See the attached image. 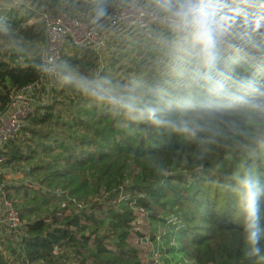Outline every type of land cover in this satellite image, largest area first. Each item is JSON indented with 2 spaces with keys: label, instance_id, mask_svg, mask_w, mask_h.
<instances>
[{
  "label": "trees",
  "instance_id": "obj_1",
  "mask_svg": "<svg viewBox=\"0 0 264 264\" xmlns=\"http://www.w3.org/2000/svg\"><path fill=\"white\" fill-rule=\"evenodd\" d=\"M244 1H251L259 10L248 12ZM25 2L27 7L20 5L23 13L4 10L0 3V59L4 57L3 48L13 54L7 64L0 62V110L15 92L34 84L42 73L40 50L45 30L38 11L56 13L63 5L66 13L92 26L132 4L159 14L158 6L171 0H161L160 4L158 0ZM217 2L229 5L228 25L259 43L252 46L258 50L255 53L247 51L250 47L235 44L217 46L218 71L212 73L215 83L200 76L182 34L169 28L118 31L110 42L114 39V47L125 49L130 37L143 38L152 48L150 51L171 43L177 58L168 63L169 57L163 56L162 63L167 65L156 72L145 71L154 65L151 60H137L126 67L115 61L113 53L98 74L94 55L65 43L57 65L72 68L76 75L88 80H102L146 94L156 107L172 102L173 118L178 121L160 125L131 119L93 99L91 110L66 113V122L55 115L54 108H71L73 99L34 111L21 128L20 138L5 147L2 166L33 162L39 153H49L43 182L59 185L75 200L68 199L59 210L54 207L48 211V200L57 201L52 195L24 194L21 199L25 204L17 206L6 189L21 220L26 218L22 247L30 264H53L57 253L67 249L75 251L80 264H137L127 259L129 250L124 242L136 218L134 210L139 209L150 220L161 221L158 213L172 216L164 222L174 226L172 235L176 238L199 248L196 257L208 256L214 264H264V40L260 39L264 31V0ZM131 50L138 59L149 57ZM127 80L130 82L126 86ZM59 90L54 95L58 91L63 96L69 93L85 97L69 84L61 83ZM50 126L68 131L55 133ZM166 169H183L186 175H172L171 181H161L159 177ZM32 170L38 169L28 167L26 172ZM127 178L135 183L124 187L126 198L119 200L115 194ZM250 191L256 194L255 216ZM95 195H103L104 201H93ZM108 200L113 204L107 205ZM86 204L89 209H85ZM102 231L105 237L97 238ZM253 231L258 239L252 237ZM104 240H116L115 250L104 249ZM0 264H5L1 258Z\"/></svg>",
  "mask_w": 264,
  "mask_h": 264
},
{
  "label": "rangeland",
  "instance_id": "obj_2",
  "mask_svg": "<svg viewBox=\"0 0 264 264\" xmlns=\"http://www.w3.org/2000/svg\"><path fill=\"white\" fill-rule=\"evenodd\" d=\"M147 2L148 0H145V3ZM0 3H1L2 8H4V10L12 9V10H15L21 13H23V11H21L22 7H20V5L24 3L25 7L28 6L25 0H6V2L0 1ZM157 3L160 4L161 0H158ZM243 4L246 7L248 12L251 10L252 11L259 10L257 7H254L255 4L251 3V1L250 2L244 1ZM158 7H159L158 11L160 15H167L162 10V6H158ZM228 21H229L228 18H226L224 21V25H223L224 26V38L221 40L218 46H223L227 44H235L238 46L247 47V49L248 47H250V50L249 49L247 50L249 53H255L254 51H258L252 47L253 45L259 43L258 40L254 41L251 38H247L241 33L236 32L235 29H233L230 25H228ZM167 26H171V24L168 23ZM168 28L172 31L178 32L174 30L172 27H168ZM260 39L264 40V31L261 32ZM113 41L109 45L110 54L114 53L116 56L115 61L126 67H129L130 63H134V62L137 63V60L140 63L148 62L149 60H151L154 65L151 67H148L145 71L150 72L153 70L154 72H156L159 69L167 65V63L165 64L162 63L163 56L169 57L167 61L168 63L172 62L173 59L177 58L175 56L176 52L172 49L173 45L170 46L171 43L169 42H166L165 47L160 45V47L156 48L155 51H150L152 50V48H150V46L145 42L146 39H143V38L135 39V38L130 37L129 45L125 49L120 48L118 46L114 47ZM155 46L156 45H154L153 47ZM175 48L178 51H181L182 49V47H175ZM131 49L136 50L135 52L139 51L140 54H149V57L143 60L138 59L134 57V53L132 52ZM263 49H264V46H263ZM164 51H166L167 54H163ZM1 52L4 53V57L0 59V62L4 61V63L7 64V62L9 61V57H11L13 54L11 53L10 50L6 48L1 49ZM21 61L22 60L20 59L18 61V64H21ZM143 67H146V66H143ZM121 74L122 72L117 73V75H121ZM129 82L130 80H127L124 83L127 86ZM57 92L55 95L52 94L51 96L52 102H50V105L54 104L56 101L64 102L68 98L73 99L74 105L71 108H68L67 106L65 107L56 106L54 108L55 115L59 114L60 117L63 119V121L65 122L68 121L69 115H66V113L75 115L76 111H84L87 109L91 110V107H90L91 99L90 98L86 96L79 97V96L71 95L69 93H66L67 95L63 96L61 94L59 95L58 94L59 92L58 93ZM46 107H49V105ZM83 119H87V118H83ZM45 129L46 128H44L43 130ZM50 129L54 130L55 133H60V132L63 133V132L68 131L66 128H61L60 126H50ZM78 133L80 134V132ZM17 137L20 138V133L16 136V138ZM17 143H19V141H17ZM24 147L25 145L24 146L20 145V148L23 149ZM47 156L50 158L49 153H39V156L36 157L33 160V162L31 161L28 163H20V164H14L10 166H2L3 175L1 177V180L3 182V185H5V190L7 189V192L9 193L11 200L15 201L17 203V206L24 203V201L21 199L22 195L27 194L28 196H31L33 195L34 192L35 193L40 192L46 195V197L52 195L54 199L57 200L55 203L52 202L53 199L48 200V205L46 207L48 211L52 210L54 207H57L59 210L60 207L65 206V202H67L68 199L69 200L71 199V202H72V199L75 200L74 198H71L70 195H68L67 190L62 189V187H60L59 185L52 183L50 186H48L47 184L43 182V179H46V175H47V171L43 170L46 168L45 165L47 162ZM39 159H42V162L39 163ZM28 167L32 169H38V170H32L33 172L27 173L26 170L28 169ZM172 175H183L184 176L186 175V172L183 169H176V170L166 169L161 173L159 179L161 181L168 182V181H171L169 177H171ZM134 183L135 181L132 178L125 179L121 187H119V192L121 191L120 188L122 189L121 193H119L118 190L116 189L117 193L115 194L116 195L115 198H119V200L125 199L126 195H125V191L123 190L125 189L124 187L130 188L133 186ZM17 190H18V193H17ZM47 199H50V198H47ZM93 199H94L93 201L95 202L104 201L103 195L102 196L95 195ZM106 204L107 205L113 204V201L108 200ZM32 205L36 209L39 208V205H36V204H32ZM85 209H89L88 204H86ZM40 211L43 212L44 208L41 207ZM87 211L88 210H86V212ZM134 214L136 215L135 221L130 230V235L127 237V239L124 242V245L129 250V254H128L129 257H127V259L130 258L137 264H214L208 260V256L201 255L200 257H196V254L199 252V248H192V245L172 235L174 231L172 227L174 226L170 224L167 225L164 222L166 218L172 219L173 218L172 216L167 215V217H165L163 213L161 214L158 213V216L161 219V221L160 220L157 221V220H150L149 217L143 211L139 212L137 210H134ZM25 219L26 218L22 219L24 226L26 223ZM102 233L103 231L99 232L97 238L105 237L104 236L105 234H102ZM117 244L118 243L116 240L115 242H111V240H106V241L104 240V249L114 251L115 245ZM206 245H207L206 247H208V242L206 243ZM79 261H80V257L75 253V251L73 250L68 251L67 249L65 252L64 250H61V252L57 253V258L53 264H80ZM85 264H89V263L86 262Z\"/></svg>",
  "mask_w": 264,
  "mask_h": 264
},
{
  "label": "built area",
  "instance_id": "obj_3",
  "mask_svg": "<svg viewBox=\"0 0 264 264\" xmlns=\"http://www.w3.org/2000/svg\"><path fill=\"white\" fill-rule=\"evenodd\" d=\"M37 14L45 30L40 50L42 73L34 84L15 92L0 110V258L5 264H30L22 247L25 226L18 209L7 197L1 177L5 147L16 138L34 111L50 105L53 92L59 90L60 81L44 69L53 62L57 64L65 43L69 42L78 50L94 55L98 73L110 57L109 45L116 32L136 29L152 32L171 27L167 26L170 23L167 15H157L147 7L134 4L117 9L108 19L92 26L66 13L63 5L56 13L38 11Z\"/></svg>",
  "mask_w": 264,
  "mask_h": 264
},
{
  "label": "clouds",
  "instance_id": "obj_4",
  "mask_svg": "<svg viewBox=\"0 0 264 264\" xmlns=\"http://www.w3.org/2000/svg\"><path fill=\"white\" fill-rule=\"evenodd\" d=\"M228 7L217 0H171L162 5L171 27L182 34L200 76L209 83H215L212 73L218 71L216 50L224 38V21L231 18V14L226 12ZM44 71L60 83L74 86L86 97L107 104L117 115L160 125L178 121L173 118L175 106L172 102L163 108L153 106L146 94L102 80H88L76 75L72 68L55 62Z\"/></svg>",
  "mask_w": 264,
  "mask_h": 264
},
{
  "label": "snow or ice",
  "instance_id": "obj_5",
  "mask_svg": "<svg viewBox=\"0 0 264 264\" xmlns=\"http://www.w3.org/2000/svg\"><path fill=\"white\" fill-rule=\"evenodd\" d=\"M251 187H252V185L249 184L250 189H251ZM248 195H249L250 204L252 206V214H253V216H255V195L256 194H255V192L250 191ZM253 227H255V225H253ZM251 235L254 239H258L255 231H253Z\"/></svg>",
  "mask_w": 264,
  "mask_h": 264
},
{
  "label": "crops",
  "instance_id": "obj_6",
  "mask_svg": "<svg viewBox=\"0 0 264 264\" xmlns=\"http://www.w3.org/2000/svg\"><path fill=\"white\" fill-rule=\"evenodd\" d=\"M40 19V18H39ZM9 148V146H7Z\"/></svg>",
  "mask_w": 264,
  "mask_h": 264
}]
</instances>
